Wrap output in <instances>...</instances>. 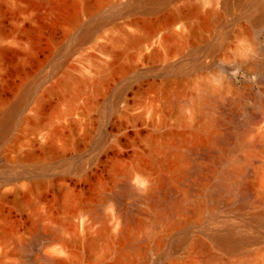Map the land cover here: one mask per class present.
<instances>
[{
    "label": "rangeland",
    "instance_id": "obj_1",
    "mask_svg": "<svg viewBox=\"0 0 264 264\" xmlns=\"http://www.w3.org/2000/svg\"><path fill=\"white\" fill-rule=\"evenodd\" d=\"M149 3L0 0V264H112L121 210L189 186L132 264H233L228 230L264 264V0Z\"/></svg>",
    "mask_w": 264,
    "mask_h": 264
},
{
    "label": "bare ground",
    "instance_id": "obj_2",
    "mask_svg": "<svg viewBox=\"0 0 264 264\" xmlns=\"http://www.w3.org/2000/svg\"><path fill=\"white\" fill-rule=\"evenodd\" d=\"M167 1L168 0H149L150 2L149 5H151L152 8H156L160 5L165 4ZM226 83L228 85L231 84L229 82H226ZM174 95L175 97H177L178 93ZM9 125H10V122L7 119H4V118L1 119L0 120V134H4L7 131ZM241 144L242 143L240 141L237 143H234V145L231 148V151H234V149L238 148ZM227 176L228 174H223V176L220 179V182L218 184L216 183L215 186L213 185V187L210 186L211 188H209L208 191L206 190V193L203 192L201 196L205 199L207 198V201L208 199L211 201L215 199V197L219 195L218 193L224 191L225 185L227 183ZM139 181L143 183L144 179L140 178ZM141 183H138V184H141ZM187 188L188 189L187 191H185L186 193L184 197H186L187 195L189 196V194L195 195V193L198 191L193 186H189ZM166 189L167 188H164L163 190H166ZM167 190L165 192L163 191L164 192L162 196L163 198L160 197L161 199L159 198L158 199L159 201L155 202V204L152 205L153 207H151L152 208L151 212L147 213V215H141L138 213H134L127 209L121 210V213H122L121 225L119 227L117 235H115L117 236V240L119 239L118 241L116 240V242L120 241L119 243L120 245L118 244L119 247L117 249L119 251L118 253L119 255L117 254L118 257H116L117 259H115V262L112 264H132L133 260L141 254L140 252L141 243L157 237L158 231L167 221H170L171 219L174 220L176 216L179 217V214L184 211V206H185L184 200L185 199H182L184 197H182L181 199H177L178 197L175 198L173 195L172 197L170 195V192H168ZM165 193H167V195H165ZM203 201L204 199L202 200L200 198H197L196 203L198 204V208L199 206L202 207L201 205L204 204ZM246 205H247V201L244 200V198H242L239 202V208H242ZM175 219H179V218H175ZM106 235L107 234L105 230H101L98 233V235H96V238L92 240L91 243H97L98 241H102L104 238H106L105 237ZM181 237H180V241H182L183 243V241L185 240V237L184 236L182 238ZM104 240L106 241V239ZM213 241L219 247L225 249L226 251L232 254L237 255L238 258L235 259L236 261L232 262L233 264H256L257 252L255 253V252L249 251L247 247L250 243H252L253 241L252 237L251 238L250 237L249 238L248 237L238 238L233 234L231 230H228L224 234L214 235ZM97 244H99V242ZM194 246H198V245H194ZM28 247H32V245L30 244ZM59 249H61L62 253H65V251L63 252L62 250L63 248H59ZM127 251H131L132 255L129 256L127 254ZM49 264H67V263L65 259L56 258V259L50 260Z\"/></svg>",
    "mask_w": 264,
    "mask_h": 264
},
{
    "label": "clouds",
    "instance_id": "obj_3",
    "mask_svg": "<svg viewBox=\"0 0 264 264\" xmlns=\"http://www.w3.org/2000/svg\"><path fill=\"white\" fill-rule=\"evenodd\" d=\"M235 57L240 59H247L252 54V48L250 44L244 39H237L234 43L233 48L230 50ZM213 83L219 85V79H213Z\"/></svg>",
    "mask_w": 264,
    "mask_h": 264
},
{
    "label": "water",
    "instance_id": "obj_4",
    "mask_svg": "<svg viewBox=\"0 0 264 264\" xmlns=\"http://www.w3.org/2000/svg\"><path fill=\"white\" fill-rule=\"evenodd\" d=\"M232 80H233V82H234L235 84H237L235 78L232 77ZM246 83H247V82H246V80H244V79L240 80V82H239V84H246Z\"/></svg>",
    "mask_w": 264,
    "mask_h": 264
}]
</instances>
